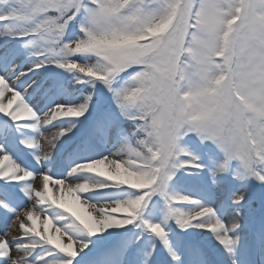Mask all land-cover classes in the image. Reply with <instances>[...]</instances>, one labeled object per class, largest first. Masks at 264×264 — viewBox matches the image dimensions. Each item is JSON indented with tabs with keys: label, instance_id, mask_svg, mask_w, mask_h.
Listing matches in <instances>:
<instances>
[{
	"label": "snow or ice",
	"instance_id": "snow-or-ice-1",
	"mask_svg": "<svg viewBox=\"0 0 264 264\" xmlns=\"http://www.w3.org/2000/svg\"><path fill=\"white\" fill-rule=\"evenodd\" d=\"M0 264H264V0H0Z\"/></svg>",
	"mask_w": 264,
	"mask_h": 264
}]
</instances>
